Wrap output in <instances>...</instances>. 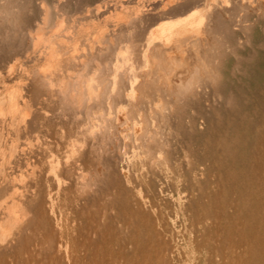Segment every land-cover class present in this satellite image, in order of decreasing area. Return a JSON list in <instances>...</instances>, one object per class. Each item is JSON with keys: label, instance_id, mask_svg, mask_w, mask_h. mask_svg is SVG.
Returning <instances> with one entry per match:
<instances>
[{"label": "bare ground", "instance_id": "1", "mask_svg": "<svg viewBox=\"0 0 264 264\" xmlns=\"http://www.w3.org/2000/svg\"><path fill=\"white\" fill-rule=\"evenodd\" d=\"M93 1L0 0V62L13 55L6 49L28 51L34 40L25 36L27 25L19 21L25 11L28 15L37 11L41 16L39 31L48 29L45 34L49 37L61 38L60 27L67 22L63 31L73 40L78 36L79 18L62 19L53 25V15L61 12L63 17L64 7L75 3L90 6ZM137 1L116 5L105 1L103 11L101 7L84 8L88 21L96 17L109 20L113 14L118 18L107 34L98 35L94 43L87 41L89 55H77L78 44L68 47L67 39L57 41L61 42L59 50L55 45L46 49V62L52 67L79 66L74 76L62 75L61 70V76L47 72L46 64V68H33L18 85L11 84L15 76L9 80V73L0 78V148L6 149H0V192L10 195L14 190L7 189L8 184L26 181L23 190L27 197L16 203L11 196L14 200L9 205L4 201L5 192L3 200L0 195V204L4 201L3 207L8 205L7 209L0 206L7 210L0 212L4 214L0 216V264H175L169 223L157 203L163 186L158 183L161 173L172 164L170 170L186 164L182 175V167L171 172L185 176L184 189L201 212L190 226L192 234L206 241L203 264H264V105L255 119L251 114L233 116L223 125L224 136L214 143L204 141V132L197 131L198 121L208 122L221 105L220 98L228 99L226 106L231 104L228 96L232 95L221 89L226 83L221 66L241 69L246 54L253 50V56L258 47L264 48V0ZM54 3L63 6L55 11ZM115 52L126 55L113 62L110 56ZM207 84L214 88L211 98L207 93L203 106L196 113L192 108L193 116L187 121L188 144L193 139L199 141L201 152L187 146L191 151H183L181 160L168 149V120L186 109L182 102L190 104L187 99L201 96L200 88ZM101 98L106 104L99 109L103 112L96 114L99 110L94 109L103 104ZM116 108L126 111L121 123L115 120ZM176 109L180 110L174 113ZM55 123L68 125L69 132L57 134L60 137L52 148ZM32 138L36 144L31 143ZM119 142L124 149L130 143L137 152L129 156L130 152L120 151ZM52 149L59 154L53 155L57 160L52 158ZM139 155L143 173L134 178L131 159ZM101 182L109 185L106 190L111 186L115 192L111 189L106 196L104 191L103 212L91 200L93 193L100 192L96 185ZM61 197L70 200L64 199L71 210L70 219L64 217L65 223L54 211V205L61 201L55 204L56 199ZM57 215L62 216L61 212Z\"/></svg>", "mask_w": 264, "mask_h": 264}, {"label": "rangeland", "instance_id": "2", "mask_svg": "<svg viewBox=\"0 0 264 264\" xmlns=\"http://www.w3.org/2000/svg\"><path fill=\"white\" fill-rule=\"evenodd\" d=\"M105 1L106 2H109L108 4L109 5H116V4H121L120 2H123V3H128V2H131V3H135V2H138L137 0H126V2H125V0L123 1V0H94L93 1V3L90 5V6H85L84 4H70L69 6H67V7H64V10H63V17H62V15H61V12H59L58 14L59 15H53V25H57L59 22H61L62 21V19H66V21H67V19H71L72 17H74V18H79V21L77 20V19H75L76 20V26L77 27H79V29L77 28L76 29V33H77V35L78 36H76L75 37V39L73 38V40H72V37L73 36H69V35H71V34H66L65 33V31H63V29L66 27V25H67V22L66 23H62L63 25H62V27H60V30L61 31H59V35L61 36V38H58V36L57 37H53V36H51V37H49V34L48 35H46L45 33L47 32V30L48 29H43L42 31L40 30L39 31V27H41V16L37 13V11H33L32 13H30L29 15H28V13L25 11V13L23 14V16H22V18H21V20L19 19V21H20V24H22V25H27L26 27H27V30H26V37H33V42L32 43H30L29 44V50L28 51H25V49H23V50H21V51H18V50H15L14 49V47L13 48H11V49H6L7 50V52H8V50H9V52L11 51V53L13 52V55L6 61V62H3V63H1L0 62V69H1V71H0V78H6V76L8 75V73H9V76H11V78H9V80H11L14 76V78H15V80H14V78L12 79V81H11V84L12 83H14V85H18L20 82H21V79H25L26 80V75L28 76V73H29V71H31L33 68H37V69H42L43 67H45V66H47V65H49V66H47L48 68H46V71L47 72H52V73H57V75H59L60 73V70H61V72H64V73H62V75H64L65 74V76H74L75 75V73H77V71L76 70H78L79 71V69H80V67L79 66H74V65H72V66H70V67H68V68H64V67H52V65H51V63L49 64H47V60H46V58H45V53H46V51H47V53L49 52L48 50H46V49H48L49 47L51 48V47H53L54 45H55V47H56V50H59V46H60V44H61V42L59 43L58 42V44H57V41H60V40H65V39H67L68 40V43H67V46L68 47H71V48H73L74 46H75V44L77 45L78 44V50L77 51H79V53L77 54V55H79V56H87V55H89V50H88V45H87V41L89 42V40L91 39V41L90 42H92V43H94L95 41H97V40H95V39H99L100 37H101V34L102 33H105V34H107V32H109L110 30H111V28H112V26L114 25V23L117 21V17H115L116 15L115 14H113V15H115V16H110L109 18H107V19H109V20H104V18L103 17H96V18H93L91 21L89 20L88 21V18H87V14H86V7H87V9L89 8V9H93V8H95V7H103L104 8V5H105ZM135 1V2H134ZM142 1H148V0H140V2H142ZM156 1V0H155ZM157 1H163V2H165L166 0H157ZM103 2V3H102ZM168 2H171V1H168ZM168 2H165V3H168ZM84 3V2H83ZM96 3H98V4H100V5H98V4H96ZM55 4V6H54V9H55V11H57V10H59L60 8H61V6H63V3H54ZM58 4V5H57ZM93 4H95V6L93 5ZM169 4V3H168ZM85 7H84V6ZM97 5V6H96ZM105 6H107V5H105ZM100 8L99 10L100 11H103V8ZM85 8V9H84ZM63 9V8H62ZM67 10H68V12H67ZM85 10V11H84ZM66 13V14H65ZM85 14V15H84ZM68 16V17H67ZM86 18H85V17ZM82 17H83V19H82ZM112 17H114V18H112ZM36 18V19H35ZM82 19V20H81ZM81 20V21H80ZM114 20V21H113ZM29 22V23H28ZM91 23V25H90V23ZM110 22V23H109ZM81 24V25H80ZM85 25V26H84ZM86 27V28H85ZM88 28V29H87ZM107 28V29H106ZM109 28V29H108ZM95 29V30H94ZM101 29L103 30V31H101ZM85 31V32H84ZM41 32H42V34H41ZM81 33V35L80 34H78V33ZM64 34L65 35H67V38H66V36H64ZM105 34H102V36L103 35H105ZM100 37H99V36ZM96 36V37H95ZM48 37V38H47ZM70 37H71V39H70ZM93 37V38H92ZM98 37V38H97ZM69 38V39H68ZM40 39V40H39ZM59 39V40H58ZM45 40H46V42H45ZM53 40V41H52ZM71 40V41H70ZM93 40H95V41H93ZM82 41V42H81ZM40 42V43H39ZM41 42H43V43H41ZM48 42V43H47ZM78 42V43H77ZM89 42V43H90ZM45 43H47V44H45ZM50 43V44H49ZM16 44V43H15ZM49 44V45H48ZM69 44V45H68ZM81 44V45H80ZM86 44V45H85ZM36 45H37V49H36ZM50 45H53V46H50ZM31 46V47H30ZM81 46H82V48H84L83 50H81ZM84 46V47H83ZM33 47V48H32ZM40 47V48H39ZM32 48V49H31ZM50 48H49V50H50ZM255 48L256 47H254V51H255ZM257 49V48H256ZM45 52H44V51ZM52 50H54V52L56 51L54 48L52 49ZM86 52H85V51ZM15 51V52H14ZM16 51H18V52H16ZM122 51V50H121ZM253 50H251V52H252ZM2 53H3V51H1ZM38 52H39V54H38ZM81 52H83V53H81ZM117 52L118 53H120L119 52V50H117ZM248 52H250V51H248ZM249 53L248 55L246 54L245 56H244V63H242L240 66H241V69H240V67H238L237 69H235L236 70V72H234L233 70H232V68H228V69H224L223 68V65L221 66V72L222 73H224V77L222 78L224 81H226V83H224L225 85L224 86H222L221 87V89H225L227 92H228V94L230 93L232 96H228V98L230 97V99H231V101L229 100V103H231L229 106H226V104H227V100L225 101V99H223V98H220L219 100H220V103L219 104H221V105H218V109L216 110V112L213 114L212 113V115H211V117L209 116L208 117V122H203L202 121V123H201V121L199 120L198 122H200L199 124H198V129H197V131L198 132H204V134L203 135H205V138H204V141H206V142H208V143H214V142H216L217 140H219V138H221L222 136H224V134L226 133V128L223 126V125H225V123L226 122H228V121H230V120H232V119H234L233 118V116L235 117H237V116H242L243 114H247V115H249V114H251L252 115V119H255L256 117V115L258 114V112H259V109H260V107L262 106V105H264V48H259L258 47V51L256 50L255 52L256 53H253V56H252V53ZM33 53V54H32ZM77 53V52H76ZM85 53V54H84ZM15 54H17V55H15ZM31 54V55H30ZM38 54V55H37ZM41 54V55H40ZM42 54H44V57H43V55ZM55 54V53H54ZM115 55H112V56H110V59L113 61V59L114 60H116V58H120V56H125L126 54H117L116 52L114 53ZM254 54H258L256 57H255V55ZM16 57H15V56ZM26 55V56H25ZM28 55H29V57L31 56V59L28 57ZM37 56V57H36ZM20 57H21V59H20ZM26 57V58H25ZM36 57V58H35ZM40 57H41V59H40ZM249 59H248V58ZM16 58H18L17 60H16ZM33 58H35L34 60L36 61H34L33 60ZM45 58V59H44ZM23 59V60H22ZM44 59V60H43ZM23 61V62H22ZM250 61H252V65H251V67L249 68V64H250ZM36 63V65L37 66H35V63ZM113 62H115V61H113ZM18 63V64H17ZM20 63V64H19ZM34 63V64H33ZM47 64V65H46ZM5 65V66H4ZM20 65V66H19ZM9 66V67H8ZM33 66V67H32ZM51 66V67H50ZM74 66V67H73ZM11 67V68H10ZM15 67V68H14ZM20 67V68H19ZM22 67L26 70V72L25 71H22V70H24V69H22ZM32 67V68H31ZM263 67V68H262ZM4 68H6V69H4ZM56 69V71H54L55 69ZM60 68V69H59ZM64 68V69H63ZM71 68V69H70ZM79 68V69H78ZM10 69H11V71H10ZM13 69V70H12ZM20 69V70H19ZM57 69H59V70H57ZM6 70V71H5ZM62 70H64V71H62ZM238 70V71H237ZM243 70V71H245L244 73H243V71L241 72V71ZM7 71H9V72H7ZM70 71V72H69ZM233 71V72H232ZM25 72V73H24ZM14 73H15V75H14ZM27 73V74H26ZM59 73V74H58ZM68 73V74H67ZM73 73V74H72ZM225 73H227V74H225ZM236 73V74H235ZM18 77H17V76ZM2 76V77H1ZM24 76V77H23ZM60 76H61V74H60ZM21 78V79H20ZM85 79H87L86 77H85ZM102 79V78H101ZM141 79L140 78H138V81H140ZM0 81H1V79H0ZM16 81V82H15ZM23 81V80H22ZM86 81V80H85ZM260 84H263V86L262 87H260ZM1 85V84H0ZM208 86V87H207ZM211 85L210 84H207L206 85V87L205 86H203L202 88H200V90L202 91V93H200L201 94V96H198L197 98H196V96H194V98L195 99H199L198 101L196 100L195 102H193V101H190V99L191 100H195L193 97H190L189 99H187V100H189V102H190V104L187 102V101H184L185 102V104L183 105V102H182V107L184 106V108H186V109H184V110H180L181 112H182V114L181 115H179L181 112L179 111H177V109H176V111L174 112V113H177L178 112V115L177 114H175V115H177V116H175V117H172V116H174V114L172 115V116H170V120H168V125H169V122L171 123L170 125H169V129H170V132H169V135L168 136H166L167 138H168V143L167 144H169V146H168V149L170 150V153H176V154H178L179 156H180V159L182 160L183 159V151H184V153L186 152V153H188L187 152V150H190L191 151V148H193L192 150L195 152L196 150L198 151H196V153H200L201 152V150H200V147L198 148V145L197 144H200V142L198 141V142H195V140L193 141V140H191V143L190 144H188V141H190V137H187L186 135L188 134V122H189V118L188 117H190L191 116V114H192V112H193V110H194V112L196 113V111H199L198 109H200L202 106H203V104L205 103L204 102V99L205 98H207L208 96V94L207 93H209L210 95H209V98H211V93H212V90L214 89H211L212 88V86L210 87ZM239 86V87H238ZM238 87V88H237ZM242 87V88H241ZM208 88V89H207ZM238 89V90H237ZM210 91V92H209ZM200 92V91H199ZM203 93H205L204 95H203ZM199 94V95H200ZM207 94V95H206ZM229 94V95H230ZM203 95V96H202ZM260 96V97H259ZM263 96V97H262ZM223 97V96H222ZM238 97V98H237ZM261 97H262V99H261ZM208 98V99H209ZM233 98H234V100H235V103L233 102L234 100H233ZM101 100L103 101L104 100V98H101ZM207 100V99H206ZM205 100V101H206ZM204 103H203V102ZM245 101L247 102V103H245ZM105 101H103V104H102V102H101V104H99L100 106H98L97 108H95L94 110L97 112L99 109H102V108H104L105 107V105L104 104H106V103H104ZM198 102V103H197ZM199 102H200V104H199ZM224 102V103H223ZM240 102V104H238ZM187 104H188V106H187ZM196 104H198V105H196ZM235 104H237L236 106L237 107H234L233 105H235ZM253 104V105H252ZM101 105H102V107H101ZM185 106H187V107H185ZM198 106V107H197ZM224 106H226V107H224ZM231 106V108L230 109H228L227 107H230ZM232 106H233V110H232ZM100 107V108H99ZM178 107H179V105H178ZM188 107H189V109H188ZM200 107V108H199ZM179 108H181V104H180V107ZM192 108H193V110H192ZM239 109V111H238V109ZM123 108H116V110H115V112L116 111H118V112H116V114L114 115L115 116V120L116 121H123L125 118V114H126V111H124V110H122ZM183 109V108H182ZM225 109V110H224ZM227 109V110H226ZM93 110V111H94ZM219 110H221V111H219ZM232 110V111H231ZM94 111V112H95ZM217 111H219V112H217ZM256 111V112H255ZM95 112V113H96ZM99 112V113H98ZM96 114H100V113H102L103 112V110L100 112V110L98 111ZM185 112V113H184ZM232 112V113H231ZM236 113V115H235V113ZM125 113V114H124ZM218 113V114H217ZM123 114V115H122ZM215 114H217V115H219V116H216L215 117ZM262 114H264V112H262ZM187 115H189V116H187ZM193 116V115H192ZM191 116V117H192ZM116 117H117V119H116ZM123 118V120H121ZM181 118V119H180ZM218 118V119H217ZM176 119V120H175ZM212 119V120H211ZM220 119H221V121H222V125H221V121H220ZM202 120V119H201ZM177 121V122H176ZM188 121V122H187ZM217 121H219L220 123H218ZM173 122V123H172ZM119 123H121V122H119ZM184 123V124H183ZM204 124V125H203ZM218 124V125H217ZM179 125V126H178ZM68 127V125H65V126H60V125H58V124H54L53 126H52V136L54 137L53 138V142L57 139V137H58V139H59V137L63 134V132L64 133H67L68 134V132H69V127ZM185 126V127H184ZM222 126V127H221ZM55 127H56V129H57V132H55L56 131V129H55ZM62 130V128H63V131H58V130H60V129ZM173 128V129H172ZM179 128V129H178ZM200 128V129H199ZM188 129V130H187ZM54 130V131H53ZM64 130H66V131H68V132H66V131H64ZM172 130V131H171ZM180 130V131H179ZM222 130H223V132H222ZM174 131V132H173ZM179 131V132H178ZM188 131V132H187ZM208 131V132H207ZM210 131H211V133H212V135H211V133H210ZM60 132H62V134H60ZM175 132H178L179 133V135H177V133H175ZM220 135H216L217 133ZM171 133V134H170ZM224 133V134H223ZM55 134V135H54ZM60 135V136H56V135ZM67 134H65L64 136H67ZM176 135V136H175ZM181 138H179V137ZM189 140H188V139ZM210 138V139H209ZM178 139V140H177ZM206 139H208L209 141H207ZM217 139V140H216ZM34 141V142H33ZM185 141V142H184ZM56 142V141H55ZM55 142H54V146H53V144H52V148L53 147H55L56 146V144H55ZM129 142V141H128ZM171 142V143H170ZM1 143V142H0ZM31 143L32 144H36V141H35V139L34 138H32L31 139ZM120 144H118V145H120V148H121V150L120 151H126L127 153H128V155L129 156H132L135 152H137L136 150H134V149H137V148H134V147H132L131 145H130V143H129V146H127V148L128 147H130L129 149H124L123 148V143H121V142H119ZM186 144V145H185ZM196 144V145H195ZM122 145V146H121ZM195 147H194V146ZM1 146V145H0ZM181 146V147H180ZM187 146L188 147H191V148H189V149H187ZM132 147V148H131ZM3 147H1L0 149H2ZM134 148V149H133ZM197 148V149H196ZM4 149V151H6V149H5V147L3 148ZM2 149V150H3ZM131 149V151H129ZM174 149V150H173ZM183 149V150H182ZM1 150V151H2ZM55 150V151H54ZM133 150V151H132ZM176 150V151H175ZM0 151V152H1ZM52 151H54L53 152V154H52V156L54 155V154H56V149H52ZM138 151H140L139 149H138ZM130 152V153H129ZM133 153V154H132ZM139 153V152H138ZM1 154V153H0ZM57 155H59L58 154V152H57ZM57 155H54L55 157L57 156ZM52 157V158H55V157ZM135 157V159L133 158V159H131V165H132V172H133V177L135 178H139V175L141 174L140 172L142 171V170H140V168L142 167V165H140V163H139V161L140 160H142V155H139V157L138 156H134ZM141 158V159H140ZM58 159V158H57ZM56 158L54 159V160H57ZM138 159H140V160H138ZM136 160V161H135ZM184 160V159H183ZM0 162H1V158H0ZM184 162V161H183ZM1 164V163H0ZM135 164V165H134ZM186 164H183V166H181L180 168H181V173H180V171H179V173L182 175L184 172H186V167H185V169H184V166H185ZM174 168V164H172L170 167H167V168H165L164 167V172L163 173H161L162 174V176L164 177H161L160 178V181L158 182L160 185V189H162V190H159V194H160V192H163V193H161L160 195L159 194H157V203H159L158 204V207L160 206L161 208L159 209L160 210V212L162 213V215H166L165 217H166V221L169 223V231H170V233H171V241H173V243L171 244V245H173V244H175L174 246L176 247V249H174V246L172 247V250H174V251H172V254H173V256H175V258H176V261L177 262H179L180 264H182V261H183V263L185 262H187V264H191V263H193V264H203V261H201V259H203V257H204V254H205V251H206V247L205 246H203V245H206L205 243H206V241H205V243H204V241H202L201 239H200V237H196L195 236V234H192L191 233V226H190V223L192 222V219H193V217H195L196 216V213H197V215H198V213H201L200 211H198V209L197 208H195L196 207V204H197V201H195V199H194V197L192 196H190L189 195V191H187V190H185L184 188V186H185V184H186V181H185V176H180V177H178L177 175L175 176L174 174H172V172L171 171H176V170H180V168L178 167V168H175V169H173V170H170L171 168ZM142 169V168H141ZM170 170V172H168ZM0 171H1V165H0ZM184 171V172H183ZM165 172H166V174H165ZM168 172V173H167ZM142 173H143V171H142ZM1 174V173H0ZM146 174V173H145ZM144 174V175H145ZM163 174H165V175H163ZM147 175H149V174H147ZM171 175V176H170ZM165 176H166V178H165ZM0 177H1V175H0ZM177 177V178H176ZM171 179V180H170ZM166 180V181H165ZM18 181V180H17ZM17 181H13V182H11V184H8V186H7V189H10L11 191H12V188H13V190L14 191H16V194H15V192L14 191H12V193L11 194H13V195H9L8 194V192L6 193L5 191V195H6V198H5V196H3L4 195V192H2L3 194H1V192H0V195H1V197H2V200H3V198H5V200L4 201H7L6 202V204H9V202L12 200H14L13 198H15V200H14V202H20L21 200H24V201H26V199H27V197L25 196V191L23 190V186H25V184H26V181H19V182H17ZM0 182H1V178H0ZM166 182V183H165ZM19 183V184H18ZM102 183V182H101ZM101 183H99V185L97 184L96 185V187L97 186H99L96 190L98 191V189L100 190V192L98 191H96L97 193H96V195H95V193H93V195H95L96 197H98V199L95 197V196H93L92 195V197L93 198H91V200H93L94 202H95V204L97 205L98 204V206L97 207H101L100 208V210L99 211H102L103 212V210H104V208H102V206H103V203H104V201L106 200V196H109L112 192H110V190L111 191H113L114 189L110 186V190L108 191V189H109V185L108 184H106V182H103L102 183V186H104L103 184H105V186L103 187V189H102V187L100 186L101 185ZM163 183V184H162ZM171 183V184H170ZM177 183V184H176ZM21 184V185H20ZM11 185V186H10ZM14 187H13V186ZM16 185V186H15ZM108 185V189L106 190V186ZM19 186V187H18ZM176 186V187H175ZM168 187V188H167ZM15 188L17 189V190H15ZM165 188V189H164ZM173 188V189H172ZM6 189V188H5ZM6 189V190H7ZM157 189H159V187H157ZM176 189V190H175ZM179 191H178V190ZM4 189H2L1 191H3ZM9 190V191H10ZM19 191H21V192H19ZM24 191V192H23ZM94 191V192H95ZM106 192V194H105V192ZM107 191H108V193H109V195H108V193H107ZM10 193V192H9ZM19 193V194H18ZM99 193L102 195H99ZM103 193H104V196H103ZM113 193H115L114 191H113ZM156 193H157V191H156ZM19 196H18V195ZM21 194V195H20ZM184 196H183V195ZM9 195V196H8ZM68 195V194H67ZM106 195V196H105ZM162 195V196H161ZM163 195H164V197H163ZM187 195L189 196V198H190V200H189V198L187 197ZM13 198H12V197ZM20 196H22V197H20ZM186 196V197H185ZM7 197L9 198V199H7ZM100 197V198H99ZM103 197V200L101 199ZM105 197V198H104ZM18 198V199H17ZM68 198H69V196H68ZM66 199V198H64V197H61V198H57L56 199V201L57 202H55V204L56 203H58L60 200V202L58 203V205L59 206H57V204L56 205H54V203H53V205H54V207L56 206V208H54L55 210V216L57 217V219H62L61 221L62 222H68V221H66V220H69L70 219V215H71V210H70V208L68 207V205L69 204H67L65 201H70L69 199ZM163 198V203H162V200L161 199ZM64 199H66L65 201H64ZM0 200H1V198H0ZM18 200V201H17ZM64 201V204L62 205V204H60L61 202H63ZM100 200H101V203H100ZM182 200V201H181ZM3 201V203H5ZM92 201V202H93ZM2 202V201H1ZM0 202V203H1ZM91 202V203H92ZM93 202V203H94ZM161 202V203H160ZM175 202V203H174ZM189 202H190V204H189ZM194 202V203H193ZM3 203H2V205L0 204V206L2 207V208H6L7 209V206H5V207H3ZM10 203H12V202H10ZM67 205H66V204ZM69 203V202H68ZM194 205L193 207H192V204ZM10 205V204H9ZM62 206V208H64V210L62 209V208H59V207H61ZM91 206H92V204H91ZM90 206V204H89V207H91ZM163 206V207H162ZM93 207V206H92ZM66 208H67V210H66ZM58 209V210H57ZM92 209H94V208H92ZM91 208H90V210H92ZM103 209V210H102ZM196 209V210H195ZM0 210H1V208H0ZM56 210H57V212H56ZM60 210V211H59ZM64 212H63V211ZM87 210H89V208L87 207ZM109 210V209H108ZM184 210V211H183ZM189 210V211H188ZM67 211H70V212H67ZM0 212H7V210H5L4 209V211H0ZM60 212H61V214H62V216L61 215H57V214H60ZM68 213H69V215H68ZM101 213V212H100ZM1 214L2 213H0V216H1ZM6 214V213H5ZM178 214V215H177ZM194 214V215H193ZM31 215V214H30ZM67 215L69 216V217H67ZM2 217H4V214H2V216H1V218ZM63 217V218H62ZM66 218V220H65V218ZM168 217V218H167ZM190 217H191V219H190ZM0 218V219H1ZM191 220V221H190ZM110 221H113V218L110 220ZM37 224H38V222H36ZM36 224V225H37ZM185 229V230H184ZM197 234V233H196ZM190 237V238H189ZM199 240L198 242H200L199 243V245H196L195 246V240ZM171 241H170V243H171ZM203 243V244H202ZM202 244V245H201ZM178 250V251H177ZM179 252V253H178ZM184 252V253H183ZM182 253V254H181ZM194 253V254H193ZM180 254V255H179ZM181 257V258H180ZM217 258V257H216ZM214 260H217V259H215V257L213 258ZM180 260H181V262H180ZM177 262H175V264H179V263H177ZM191 262V263H190Z\"/></svg>", "mask_w": 264, "mask_h": 264}]
</instances>
